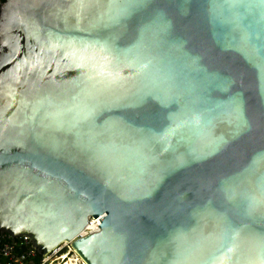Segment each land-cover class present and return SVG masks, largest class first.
Segmentation results:
<instances>
[{"label":"water","instance_id":"1","mask_svg":"<svg viewBox=\"0 0 264 264\" xmlns=\"http://www.w3.org/2000/svg\"><path fill=\"white\" fill-rule=\"evenodd\" d=\"M0 233L86 264H264V3L2 1Z\"/></svg>","mask_w":264,"mask_h":264},{"label":"built area","instance_id":"2","mask_svg":"<svg viewBox=\"0 0 264 264\" xmlns=\"http://www.w3.org/2000/svg\"><path fill=\"white\" fill-rule=\"evenodd\" d=\"M98 220L99 218L90 217L88 224L76 237L98 228ZM70 243L66 241L53 253L42 254L40 251L38 254L26 236L10 237L6 233H0V264H86Z\"/></svg>","mask_w":264,"mask_h":264},{"label":"bare ground","instance_id":"3","mask_svg":"<svg viewBox=\"0 0 264 264\" xmlns=\"http://www.w3.org/2000/svg\"><path fill=\"white\" fill-rule=\"evenodd\" d=\"M73 239H75V238H72V239H70L69 241H70V242H72V241H73ZM67 242H68V241H67Z\"/></svg>","mask_w":264,"mask_h":264},{"label":"snow or ice","instance_id":"4","mask_svg":"<svg viewBox=\"0 0 264 264\" xmlns=\"http://www.w3.org/2000/svg\"><path fill=\"white\" fill-rule=\"evenodd\" d=\"M262 3H264V0H261ZM15 231V230H14Z\"/></svg>","mask_w":264,"mask_h":264},{"label":"trees","instance_id":"5","mask_svg":"<svg viewBox=\"0 0 264 264\" xmlns=\"http://www.w3.org/2000/svg\"><path fill=\"white\" fill-rule=\"evenodd\" d=\"M2 1H4V0H2Z\"/></svg>","mask_w":264,"mask_h":264}]
</instances>
